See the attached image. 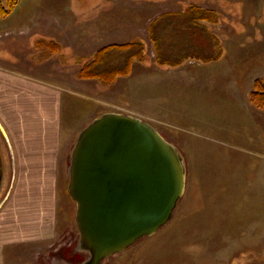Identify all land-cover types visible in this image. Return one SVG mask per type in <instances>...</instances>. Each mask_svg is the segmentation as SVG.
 I'll return each mask as SVG.
<instances>
[{
  "label": "crops",
  "instance_id": "0c3cea01",
  "mask_svg": "<svg viewBox=\"0 0 264 264\" xmlns=\"http://www.w3.org/2000/svg\"><path fill=\"white\" fill-rule=\"evenodd\" d=\"M91 1L95 2L83 9L80 4L78 9L73 10L72 0H18L14 10L7 17L0 18V21L10 20L8 25L3 26L12 27L11 29L18 31V36L26 38L28 43L25 46L30 44L28 48L47 37L61 45L68 44L72 54L84 59L89 58L97 49L111 44L139 41L145 48V58L132 63L129 75L119 77L110 84L78 79L75 75L77 71L74 72V77L68 78L63 71L50 69L46 65V50L44 53L38 52L36 59L17 60L18 63L12 64L17 66L16 69L9 65L0 66V133L6 138L17 163V177H23L24 180H19L18 188L21 186L25 193H36L28 195L29 200L24 199L31 209L28 221H25L24 211L18 210L21 204L16 206L12 195L8 199L10 204L6 206L7 209L3 207L0 211L3 214L0 215V264L16 262L19 255H16V250H7L8 248L21 246L25 250V246L41 245L53 240L57 229L69 222L72 215L66 211V201L64 200L66 209L63 214L62 196L56 198L52 194L49 198L47 192L62 191L63 175L65 172L68 175L71 147L79 132L100 115L118 112L148 121L150 118L163 120L189 117L211 126L209 129H214L215 125L226 133L229 130L231 133L233 130L237 131L245 144H248L249 140L243 132L246 130L250 134L257 123H264V110H258L260 114L256 113L257 109L248 98L250 91L200 90L203 76H207L211 70H217L215 66L223 60V51L218 60L196 59L195 62L188 58L187 64L181 63L177 66L159 65L147 54L148 46L143 33L145 16H151L147 18L145 27L148 39L152 27L156 39L162 38L166 41L170 38L164 37L166 32L171 33L169 26L182 23L181 19L171 17L181 15L186 10L183 13H161L157 6L155 10L145 6L144 0H133L132 4L123 3L113 9L110 0ZM22 2H27L25 10L18 9ZM151 3L154 6V3ZM79 16L84 17L78 18ZM206 24L204 21H198L194 28L187 30L193 36L188 33L185 37L184 30L182 41L186 46H202L208 35H212L208 33ZM82 32L88 33L87 42L84 41ZM189 39H192V44ZM36 45L41 49L40 42ZM151 45L154 50V45ZM54 53L56 52H52ZM19 54L20 52L16 51L14 56L20 57ZM84 59L78 58V61L74 62L77 69L82 66ZM186 66L194 70L186 72ZM54 78L59 79L61 84L51 82ZM187 79H194V82H187ZM81 89L87 91L88 95L78 92ZM219 107L233 109L235 114H218L216 117L208 115ZM243 108L248 109V118L239 117L238 113ZM201 118H205L204 122ZM157 131L165 140L173 143L164 131ZM258 136L260 137V133ZM258 144L264 146V139L258 141ZM38 206L43 210H52L54 219L51 227L45 224L46 216L44 220L39 218ZM26 250L31 256L30 249Z\"/></svg>",
  "mask_w": 264,
  "mask_h": 264
},
{
  "label": "rangeland",
  "instance_id": "374dc122",
  "mask_svg": "<svg viewBox=\"0 0 264 264\" xmlns=\"http://www.w3.org/2000/svg\"><path fill=\"white\" fill-rule=\"evenodd\" d=\"M131 1L133 0H110V5L113 9L114 6L123 3L132 4ZM93 2L95 1L72 0V8L76 10L81 4L83 9ZM26 3L22 2L18 9L25 10ZM144 5L153 7L154 10L158 7L161 13H183L189 6L216 13V22L206 25L208 33L214 35V40L220 44L225 55L215 66L217 70H211L207 76H203L200 90L251 92L255 80L264 81V0H144ZM150 17L145 16L143 33L148 46L146 52L151 59H155V52L145 29L147 18ZM8 23L10 20L0 21V66L9 65L16 69L17 66L12 64L18 63L17 60L36 59L38 52L46 50L48 53L46 65L50 69L63 71L68 78L74 77V72L77 71L75 74L77 78L80 68L77 69L74 62H77L78 58L79 60L84 58L72 54L68 44L61 45L54 39L44 37L46 39L42 38L35 43L36 47L33 45L28 48L30 44L25 46L28 43L26 38L18 36V31H14L12 27H4ZM176 30L177 28L172 26V31ZM81 35L87 42L88 33L82 32ZM38 42L41 43V49L36 45ZM16 51L20 52V57L14 56ZM43 53L41 58L44 57ZM91 56L85 58L84 62ZM189 59L196 60L194 57ZM7 60L11 61V65L6 62ZM176 60L177 58H172L168 61ZM186 60L187 58L181 63L187 64ZM192 65L189 66L193 67ZM189 66H186V72L194 70ZM57 77L60 78L59 75ZM51 82L61 84L56 78ZM187 82L193 83L194 79H187ZM78 92L88 95L87 91L82 89ZM256 111L260 114L258 109ZM233 112V109L219 107L217 111L214 110L208 115L216 117L218 114L221 116ZM238 115L240 118H248L249 111L243 108ZM201 119L204 122L205 118ZM146 121L169 135L172 144L181 151L187 171L185 191L171 220L165 226L152 236L142 238L123 253L106 259L103 264H264V146L258 144V141L264 139L262 129L264 123H257L250 134L246 130L243 132L245 138L249 140L248 144H245L237 131L233 130L231 133L229 130L226 133L215 125L214 129H209L211 126H206V123L203 124L194 118L163 120L150 118ZM254 138L256 139L253 140ZM0 143L5 157L0 211L10 204L8 199L12 195L16 200V206L21 204L18 210L24 211L25 221H28L31 209L24 199L35 192L25 193L20 185V189L18 188L19 180L20 182L24 180L23 177L16 175L17 163L13 159L6 138L1 133ZM63 179L62 191H50L47 195L49 198L52 194L56 198L62 196L61 211L65 213V200L66 211L72 215L69 222L57 229L53 240L30 246L31 248L29 245L25 246V250L21 246L8 248L7 250H16V255H19L14 264H81L84 261L85 255L74 250L78 239L75 223L76 206L66 190L69 181L66 172ZM37 210L39 218L44 220L46 216L45 224L51 227L54 219L52 210L50 208L43 210L39 206ZM39 218L35 217L37 220ZM26 249H30L31 256Z\"/></svg>",
  "mask_w": 264,
  "mask_h": 264
},
{
  "label": "water",
  "instance_id": "95a60500",
  "mask_svg": "<svg viewBox=\"0 0 264 264\" xmlns=\"http://www.w3.org/2000/svg\"><path fill=\"white\" fill-rule=\"evenodd\" d=\"M68 194L75 203L81 264H103L172 218L186 185L181 151L147 121L108 112L83 128L70 152ZM5 157L0 143V192Z\"/></svg>",
  "mask_w": 264,
  "mask_h": 264
},
{
  "label": "trees",
  "instance_id": "16d2710c",
  "mask_svg": "<svg viewBox=\"0 0 264 264\" xmlns=\"http://www.w3.org/2000/svg\"><path fill=\"white\" fill-rule=\"evenodd\" d=\"M17 1L5 0L3 3L0 0V18L7 17L16 7ZM171 18L181 19L182 23L178 25L173 23L169 26L171 33L166 32L164 34L165 39L170 37L169 40L168 38L166 41H163L162 38L156 39L155 34L152 33V27L149 30V40L154 45L155 62L157 64L177 66L181 64L182 60L189 57H194L195 59L205 57V61L218 60L221 57L222 48L212 35H208L200 48L197 46L190 48L182 41L184 30L185 37H187L189 33L187 30L194 28L198 21H204L209 24L215 23L217 17L214 11L189 6L183 14ZM172 26L177 28L175 32L172 31ZM190 34L192 35V33ZM189 40L192 44V39ZM144 58L145 48L139 41L107 45L97 49L91 58L82 64L77 73V78L81 80H97L103 84H110L119 77L129 75L132 63L135 60L142 61ZM172 58H177V60L169 62ZM249 101L256 109L264 110L263 80L254 81L253 89L249 94Z\"/></svg>",
  "mask_w": 264,
  "mask_h": 264
}]
</instances>
